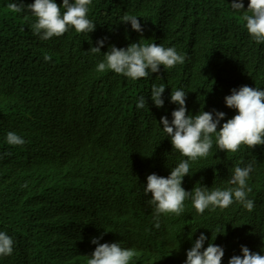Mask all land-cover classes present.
<instances>
[{
	"label": "clouds",
	"instance_id": "9594fccd",
	"mask_svg": "<svg viewBox=\"0 0 264 264\" xmlns=\"http://www.w3.org/2000/svg\"><path fill=\"white\" fill-rule=\"evenodd\" d=\"M91 2L92 0H62V4H58L56 0H34V3L25 6L23 0H12L7 8L13 13H21L27 9L36 18L31 25L33 34L42 40H48L64 35L69 28H74L77 33L93 32L96 25L88 18V6ZM231 8L236 12L243 10L244 14L240 19L246 22L244 26L248 34L257 44L264 43V0H248L246 10H244L243 0H232ZM121 19L122 23L130 22L131 28L136 32L143 33L137 16L125 14ZM106 39L98 40V46L89 49L91 53H100ZM104 54L105 60L97 65L98 72L111 70L132 80L147 78L150 73H159L161 66L164 69H171L177 64H184L186 60V55L178 54L174 47L165 48L155 42L131 43L127 48L111 45ZM44 60L50 61L51 56L46 54ZM165 88L164 84L159 86L153 84L150 94L154 105L161 108L150 115L151 118L162 116L159 125H156L159 128L158 131L145 134L143 143L142 137L139 136L135 145H131L128 138L120 145L110 144L103 148L99 145L82 152H77L78 147L74 149V146H71L69 148L71 151L67 154L75 157V160L64 173L57 174L55 177L58 179L62 177V174L70 173H78L81 177L69 185L63 182L59 184L57 186L61 191L59 196L50 198V193L47 192L49 200L42 204L37 202L38 204L32 208L24 205L14 206L22 199H31L33 193L40 194L46 180L45 189L51 187L53 181L48 180L45 171L53 167L47 162L59 161L62 156L57 152L46 150L40 153L39 158H36L37 161L24 164L18 171L7 163L4 166L0 165V171L8 168L3 176L0 174V178L10 176L5 181L0 179V190L23 189L22 192L0 196V208L3 210L10 208L13 213L9 217L0 215V224L4 231L0 232V256L12 254L22 259H30L34 256V252L30 249L12 253L14 241L8 232L13 222L18 223L22 218L25 221L38 223V226L45 231L59 230L60 227L63 228L76 220L70 204L71 198L77 196L85 187H90V190L108 191V195L118 191L119 186L125 190L126 186L122 183L124 179H127L126 173L129 174V172L137 175V179L133 180L135 188L132 193L139 199L131 201V204L141 212L138 206L143 202L150 210L151 218L143 213L131 214L129 218H116L108 223L104 219L92 221L89 216H85L86 225L71 229L69 234L44 239L38 245L42 247L52 240L61 238L47 254L44 264H171L169 256L158 251L161 249L160 241L162 240L158 238V232L154 229L162 228L161 222H163L166 231L170 232L175 225V215L179 216L184 212L185 201L189 198L196 212L201 215L209 208L212 209L211 212L219 215L223 209L226 215L225 208L234 202H239L249 212L254 209V201L247 199L248 193L252 191L247 186L249 174L253 171L252 164L234 168L229 184L235 187H230L228 183H218L211 188V191L205 186L192 189L188 181L194 182L191 178L193 172L190 169V161L195 162L210 154L213 136L218 149L225 152L235 153L241 145H246L250 149L264 145V90L247 85L232 89L231 94L224 97V101L228 108L236 111V114L221 125L226 115L222 111H200L190 115L186 106L187 93L184 90L171 91L170 102L177 104L178 107L169 113L172 117L169 120L167 116H163L164 107L167 105L164 104L163 99ZM146 104V99L141 96L138 98L136 107L142 109ZM159 110L161 114L157 115L156 112ZM152 126L154 125L142 124L140 128L150 129ZM136 132H139V129ZM53 138L50 137L45 141L46 147L51 146L49 141ZM66 141L68 140L60 139L59 143L64 144ZM7 143L23 145L25 140L15 132H8ZM164 154L168 155L174 163L179 164L172 168L173 164L166 161ZM141 155L146 156L140 157ZM132 157L136 160L133 161ZM156 162L162 169L161 176L151 174ZM93 167H100V169L90 172L88 177L86 169L91 171ZM119 169H126V172L114 179V174ZM140 171L144 172L142 176L139 175ZM188 175L187 180L184 177ZM102 180L108 182L111 188L97 184L99 182L96 181ZM24 182L26 184H23ZM80 187L82 189L75 193V190ZM96 197L111 210L116 212L126 210L119 203L124 200L125 195L119 198L114 196L112 200H108L103 195H96ZM8 201H11V204L6 205ZM32 201H38V199L35 198ZM145 206L141 207L146 209ZM96 213L98 211L93 214ZM50 215L55 216V221H46ZM145 219L149 220L150 225L143 224ZM222 220L211 218L209 225H220ZM48 226L50 229L47 228ZM189 226L194 237L198 238L187 252L175 244L172 248L168 247V243L162 241L167 247L168 255L178 257L180 264H264V255L252 252L243 245L241 246L242 255L232 254L225 248L223 239L217 245L209 243L204 248V242L207 239L203 234L206 227L204 221L199 220ZM72 233L75 235L71 237ZM30 234H35L34 228L31 229ZM215 236L222 238L220 231L216 232ZM20 239L28 240L29 238L23 236ZM35 239L39 240V238ZM16 245L19 246L20 243L17 242ZM86 251H89V254L82 256ZM27 254L31 255L27 256Z\"/></svg>",
	"mask_w": 264,
	"mask_h": 264
},
{
	"label": "trees",
	"instance_id": "16d2710c",
	"mask_svg": "<svg viewBox=\"0 0 264 264\" xmlns=\"http://www.w3.org/2000/svg\"><path fill=\"white\" fill-rule=\"evenodd\" d=\"M10 2L12 0H0V51L3 50L10 60L16 61L17 66L22 65L20 74L41 67V74L59 78L60 86L71 82L81 83L69 91L56 94L50 91V86L39 82L41 87L36 95L48 93L43 98L47 103L46 111H42L43 115L51 120L53 115L61 112L66 106L72 110L83 105L87 106V102L91 101L93 103L92 112L96 121H102L100 127L107 121L113 120L114 117L111 112L119 102H122V100L118 102V98L121 96L114 95L124 94L123 85H120V79L124 76H119L120 74L111 70L104 72L96 70L100 80L92 82L94 90L92 94L95 96H91L87 100L78 98L77 93L82 90L86 79L94 74L93 70L77 67L80 58H68L57 54L56 50L52 52L51 49L59 44L60 37L42 40L39 36L34 35L31 25L36 20L35 16L27 9L21 13L11 12L7 8ZM56 2L62 4V0H56ZM23 3L26 6L34 3V0H23ZM231 3L232 0H92L88 6V18L96 25L95 30L91 33H77L74 28H69V31H72L76 36V43L88 49L98 46V40L107 38L100 53H91L96 68L98 63L105 60L104 52H107L111 45L127 48L131 43L151 44L155 42L165 48L174 47L178 54L186 55L184 64H177L174 70H169L163 79H158L157 73H150L147 78L137 80L125 76L127 80H130L129 87L125 85L127 92L133 91L136 94L132 97L138 96L137 98H139L141 97L140 94L151 93L153 84L157 86L164 84L166 88L163 99L164 104H167V99L170 100L171 91L184 90L187 93L186 106L190 115H195L200 111H222L226 114L225 119L221 121L222 125L236 114V111L228 108L224 101V97L230 95L232 89L247 85L264 90V43L257 44L251 38L244 26L246 22L240 19L244 14L243 10L236 12L231 8ZM243 3L244 10H246L248 0H243ZM125 14L138 17L143 28L142 34L133 30L130 22L122 23L121 18ZM223 40H228L232 44L227 45ZM46 54L51 56L50 61L44 60ZM37 58L39 60L32 63ZM104 80L107 83L111 82L113 88L109 91H103L99 95L98 88L103 86ZM37 84L28 83V85ZM50 93L54 96L50 97ZM107 95L113 96L108 98ZM105 97L107 98L105 99ZM99 100L103 102L96 106ZM13 102H17L15 106L11 109L2 110L0 113H11L21 108L26 115L31 116L30 122L33 123L34 128L32 136H23L22 131H17L10 123H6L4 127L9 129L5 133L6 137L8 132H15L25 140L23 145H11V147L16 151L41 148V146L27 145L29 139L34 138L33 136L37 132L41 134L40 137L35 138L37 141H46L50 137H55L50 124L32 113L28 99H22L16 95L0 94V103L11 105ZM173 105L178 106L174 103ZM149 107L145 106L141 109L137 108L135 103L128 105V108L140 112H144ZM105 109L110 112L109 116L104 114ZM156 114H161L160 110ZM134 115L131 113V116ZM14 117L20 120L22 116ZM79 118L80 121L69 128L71 133L68 138L62 137V139H73L74 143L79 146H91L86 151L102 145L103 142H110V138L118 129L116 124L110 131H107L103 126L104 128L102 127L103 129L97 132L82 117ZM116 118L124 119L125 117L124 114L119 113ZM57 128L61 127L58 126ZM85 129L89 130L84 132ZM138 129L139 127L126 130L136 132ZM65 132L63 129V133ZM3 140L4 136L0 133V143ZM122 142L118 141L113 144L120 145ZM39 156L40 153H37L33 157H28L27 163L31 162L30 159L39 158ZM10 157L13 158V156ZM208 159L215 160L214 165H212L214 172L222 173L220 177L216 175L208 180L211 183L208 187L209 191L218 183L229 184L236 166L246 167L252 164L253 171L247 180V186L252 191L248 193L247 199L254 201L253 210L264 212V200L259 199L264 194V145L254 149L241 145L235 153L225 152L218 149L215 136H213V147L210 154L195 162L190 161V169L193 176H196L194 182L197 185L202 183L206 177V175L202 177V173L210 164L206 165L203 171L200 169L210 161ZM223 178L224 181H222ZM229 185L235 187V185ZM253 210L249 212L239 202H234L229 208L232 214V222L225 225L224 231H220V233L225 247L233 254H237L240 249L239 244L242 246L245 242L246 247L252 252L264 255V218H257ZM206 212L207 210L204 213ZM226 215L230 214L227 212ZM200 219V214L196 212L189 198L185 201L184 212L179 216L175 215V225L170 233L191 241V244L186 246L190 249L193 247L196 238L193 232L192 236L189 235V231H192L189 224ZM226 219L227 217L223 220ZM250 222L252 226L246 228V238L243 241L239 240L240 226H245ZM32 247L41 248L34 244ZM46 256L47 254L34 252V256L30 259H22L12 254L0 259L3 264H44L47 260Z\"/></svg>",
	"mask_w": 264,
	"mask_h": 264
},
{
	"label": "bare ground",
	"instance_id": "6f19581e",
	"mask_svg": "<svg viewBox=\"0 0 264 264\" xmlns=\"http://www.w3.org/2000/svg\"><path fill=\"white\" fill-rule=\"evenodd\" d=\"M59 44L57 46H54L51 51H57V54L62 55V56H67L68 58H80L81 60L79 63H77V67L84 68L85 70H93L94 74L87 78L82 90L77 93L78 98H83V99H89L93 95V86L92 82L93 81H99L100 77L97 76V71H96V64L93 61L91 57V51L84 47L81 44L76 43V36L72 33V31L66 32L64 35L60 36L59 39ZM227 45H231L232 42L228 40H223ZM89 58V60H88ZM36 60H34L32 63H35ZM29 64V63H27ZM24 64V65H27ZM22 66V65H21ZM21 66H17L16 61H12L8 58L7 54L2 50L0 51V94L1 95H16L19 96L22 99H28L29 105L31 106L32 113L36 116H40L43 118L48 124H50L53 132L55 133V137L49 141V144L51 145L49 148L46 147L45 141L40 140L37 141L35 138L40 137V132H37L34 134V138H30L28 141V146H41V148H37L36 150H23V151H16L13 147H11L10 144L7 143V137L5 136V133L9 130L8 128L4 127L6 123H10L12 127H14L15 130L17 131H22L23 136H32L33 134V128L34 125L33 123L30 122L31 116L26 115L23 110L17 109L14 110L11 113H0V133L2 136H4V140L2 143H0V165L4 166L5 163H7L10 167H12L14 170L18 171L24 164L28 162V157H33L37 153H43L46 150H50L52 152H57L60 156H62V159L59 161H48L47 164L52 165V169L46 170L45 171V176L48 178V180H52L53 183L51 184V187L48 189H45V186L47 184V180L45 181L44 185L41 188V193H33L31 194L32 198L31 199H22L20 200L17 204L14 206H26L28 208H32V206L44 203L46 200H49L48 196L46 195L47 192H49V197L53 198L56 196H59L60 190L57 188L59 184L62 182L64 184H70L72 182L77 181L81 176L78 173H70V174H62L61 178H56L55 175L64 173L67 170V167L72 164V162L75 160V157H72L68 155L67 153L71 151L69 148L71 146L78 147L77 152H82L86 151L89 149L91 146H79L74 144V140L70 139L66 141L64 144H60L59 141L62 139V137L68 138V135L71 133L70 127L77 122H79L80 118L91 125V128H95V131L100 132V129H103L104 127L107 129V131H110L112 127L116 124L118 125V129L116 133H114L113 137H111L109 140L110 142H104L100 147H104L113 143H116L118 141H125L126 139L130 138V143L131 145H135L136 140L139 136L142 137V143L145 139V134H149L155 131H158L159 128L156 127V125H159L160 118L162 116H158L155 118H151L150 115L157 109L154 103H150L151 93H145V94H140L139 96H143L147 104L145 106H150L148 109H146L144 112L140 111H134L132 108H128V105L130 103H135L137 105L138 102V96L137 97H132L135 96V92L129 91L127 92L126 86L129 87L130 80H127L124 77H121L120 79V85H123V90L124 94H115L114 96H121L118 98L119 100H122V102H119L117 106L112 110L111 113H113V120L107 121L104 123V127H100V124H102V121H96L95 116L92 112L93 109V103L91 101H88L87 106L83 105L80 106L79 108L75 109H69V106L64 107L61 112L56 113V115H53L51 120L47 119L46 116L43 115L42 111H46L47 108V103L44 101V97L48 95V93H40L39 95H36V93H39L40 91V84L39 82L45 83L46 85L50 86V91L52 93L56 94H61L66 91H69L70 89L74 88L77 84L81 83H76V82H71L68 84H65L63 86L59 85V78H53L51 76H46L41 74V67L35 68L32 71H28L27 73H21ZM16 67V68H15ZM15 68L13 71L12 69ZM169 70H174V68L171 69H164L163 66L160 68V72L157 73V78L158 79H163L165 75L169 72ZM122 76V75H119ZM117 76V77H119ZM111 79V78H109ZM28 83H38L37 85H28ZM20 84V86H18ZM39 85V86H38ZM113 88V85L111 82L107 83V81L104 80L103 86L98 88L99 95L103 93V91H109ZM32 90V92H31ZM50 93V97H53L54 94ZM35 96H32L34 95ZM113 96V95H110ZM110 96L107 95L109 98ZM105 97V99L107 98ZM107 101V100H106ZM102 100H99L96 103V106H98L100 103H102ZM126 102V104H124ZM17 102H13L11 105H5L3 103H0V111L5 110V109H11L13 106L16 105ZM123 103V104H122ZM178 106H174L173 103L170 102V100L167 99V105L164 107V115L167 116L169 120H171V116L169 115L170 112H172L174 109H176ZM124 114V119H117L118 115ZM131 113H134V116H131ZM104 114L106 116L110 115V112H108L107 109H105ZM14 116H22L20 120L15 119ZM145 124V125H151L153 124L154 126L150 127V129H142L140 128V125ZM60 126L61 128H57ZM139 127V132H128L126 129H133V128H138ZM63 129L66 131L63 133ZM89 129H85V131H88ZM83 132V131H82ZM32 144V145H31ZM83 145V144H82ZM154 147H157L156 144H153ZM21 146V145H20ZM19 147V146H18ZM80 147V148H79ZM85 147V148H84ZM157 149V148H155ZM73 150V149H72ZM211 151V150H210ZM156 153V152H154ZM163 154V153H162ZM165 155V154H164ZM10 156H13V158H10ZM166 156V161L170 162L173 164V167H176L179 163H174L172 159L168 156ZM200 159V158H199ZM210 160L208 163H205L204 167H201L200 171H203L206 167V165L210 164L204 172L202 173V177H204V180L202 183H199L197 185L195 182L188 181L190 184V187L193 189L195 187H209L211 184L208 182L209 179H212L214 176L218 175L219 177L221 176L222 173H219L218 171L214 172V168L212 165H214L215 160ZM29 161H37L36 158L30 159ZM8 168L5 170H1L0 174L1 176L4 175V172H6ZM226 171V167H225ZM126 169H119L117 172L114 174V179H117L118 176L125 174ZM157 174L159 176L162 175V169L160 165L156 162L153 167V171L151 174ZM200 173V172H198ZM127 174V179H124L122 185H125V190L124 188L119 186V190L116 192H113L108 195L107 192L104 190L100 191L99 189H92L90 190V187H85L80 193H78L77 196L73 197L70 199V204L71 207L74 210L75 213V221H71L69 224H67L65 227L59 229V230H51V231H45L42 228L38 226V223L32 222V221H25L24 219L20 218L18 223L13 222V226L8 232V235L11 236L13 239V254L19 253L21 251H24L25 249H30L31 252H38L42 254H49L51 252V249L60 241L61 238L52 240L51 242L46 243L44 246L41 248L37 247H32V244L38 246L39 244L42 243L44 239L52 238L57 235H66L70 233V230L73 228H78L81 226H84L87 224V220L85 219V216H89L90 220L92 221H99L104 219L108 223L113 221L116 218H129L131 214L138 215L140 213L148 215L150 217V210L144 205L142 202L141 205L138 206L140 208L141 212L137 211L133 204H131V201H138L136 197H134L132 191L134 190V182L133 180L137 179V175L133 173H126ZM144 174L143 171L139 172V175L142 176ZM190 174V173H189ZM198 175V174H197ZM196 176H192L191 178H195ZM10 178V176H6L3 178H0L2 181L7 180ZM184 178L189 179V175L185 176ZM192 179V180H193ZM14 180V176H13ZM224 181V178L223 180ZM99 182L97 184L106 186L108 189L111 188L108 182L102 180V181H96ZM23 184H26L24 182ZM3 186V185H2ZM23 189H11L9 191H1L0 190V196H7L9 194H14L18 192H22ZM97 196H104L108 200H112V198L115 196L119 198L120 196H124V200H122L120 203V206L124 209L125 211H114L111 210V208H108L103 202L98 199ZM37 198L38 201H32V199ZM260 200H264V194L262 195ZM38 202V203H37ZM11 204V201H8L6 205ZM233 205V204H232ZM230 205L229 207L225 208L226 211L230 215H225L223 212V209H221V215L211 212V208L206 209L207 212L203 213L201 216V221L205 223V231L203 234L207 237V239L204 242V247L206 248L209 243H213L214 245H217L222 241V238L216 237L215 233L219 231H224L225 225L229 224L232 222L231 216L232 214L229 211V208L232 206ZM13 206V207H14ZM141 206H145V208H142ZM95 211H98V213L93 214ZM254 215H256L257 218H264V212L261 210H253ZM154 213V212H153ZM13 213L10 211V208L8 209H1L0 208V215H5L6 217L11 216ZM253 215V217H254ZM227 217L226 220H223L222 224L220 225H209L210 219L215 218V219H224ZM151 218V217H150ZM155 219V218H154ZM46 221L53 222L55 221V216L50 215ZM161 221V220H160ZM162 223V228H155L158 232L157 236L159 239H161L163 242L168 243V247H173L175 244L176 246L184 249L185 252L189 250L186 246L191 244V241L182 239L181 237H178L174 233H170L166 231L165 229V224ZM143 224H149V220L145 219L143 221ZM248 226H252L251 222L250 224H247L245 226H240V230L238 231V238L239 240L243 241V239L246 238L247 236V231L246 228ZM34 228L35 234H30L31 229ZM0 232H4L2 225L0 224ZM75 234L72 233L70 236H74ZM161 235V236H160ZM189 235L192 236V231H189ZM26 236L29 239L28 240H21L20 237ZM34 238H39V240H35ZM198 237H196L197 239ZM195 239V240H196ZM161 242V249L158 251H162L165 253V255L169 256V262L171 264H180L179 260H176L174 257L171 255H168L167 253V247L164 243ZM19 242L20 245L17 246L16 243ZM247 244L244 242L243 246H246ZM19 247V248H16ZM239 251L237 255H242L241 253V246L239 244ZM89 251H86L85 253L82 254V256L88 255ZM31 254H27V256H30ZM5 256H2L0 258H4ZM0 264H3L0 259Z\"/></svg>",
	"mask_w": 264,
	"mask_h": 264
},
{
	"label": "water",
	"instance_id": "95a60500",
	"mask_svg": "<svg viewBox=\"0 0 264 264\" xmlns=\"http://www.w3.org/2000/svg\"><path fill=\"white\" fill-rule=\"evenodd\" d=\"M127 146H130V145H127ZM107 156H108V154H107ZM143 156H146V155H141L140 157H143ZM108 157H109V156H108ZM132 159H133V161L136 160L135 157H132ZM99 169H100V167H93V168L91 169V171L86 169V171H87V176L90 177V172H96V171H98ZM81 181H88V180H81ZM78 183H80V182H78ZM81 187H84V186H81ZM81 187L78 188L77 190H75V193H77V191H79V189H82ZM47 228L50 229L49 226H48ZM60 228H61V227H60ZM60 228H59V229H60ZM225 248H226V247H225ZM227 249H228V248H227ZM232 254H233V253H232ZM175 259H176V260H179L178 257H175ZM179 262H180V260H179Z\"/></svg>",
	"mask_w": 264,
	"mask_h": 264
},
{
	"label": "built area",
	"instance_id": "2783aa9c",
	"mask_svg": "<svg viewBox=\"0 0 264 264\" xmlns=\"http://www.w3.org/2000/svg\"><path fill=\"white\" fill-rule=\"evenodd\" d=\"M89 258H90V256H89Z\"/></svg>",
	"mask_w": 264,
	"mask_h": 264
}]
</instances>
